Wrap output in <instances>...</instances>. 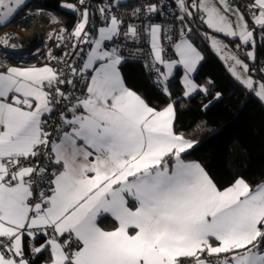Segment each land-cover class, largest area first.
<instances>
[{"label":"snow or ice","instance_id":"obj_1","mask_svg":"<svg viewBox=\"0 0 264 264\" xmlns=\"http://www.w3.org/2000/svg\"><path fill=\"white\" fill-rule=\"evenodd\" d=\"M172 3L175 32L171 22L155 21L163 8L150 0L126 14L113 10L120 0L62 3L77 16L71 32L47 34L62 55L49 49L42 66L0 63V264H30V254L45 251L47 264H264V182L241 176L219 187L187 159L199 141L176 127L179 101L208 94L194 78L204 60L197 35L264 101V79L255 80L237 54L251 45L244 54L255 62L264 0H251L246 12L230 0ZM26 4L0 0V27ZM42 14L29 11L21 23ZM193 20L209 31L194 33ZM142 36L145 67L166 98L159 107L129 88L122 72L128 43ZM219 36L238 39L236 51L224 54L230 46ZM16 38L0 35V49L22 48L11 43Z\"/></svg>","mask_w":264,"mask_h":264},{"label":"trees","instance_id":"obj_2","mask_svg":"<svg viewBox=\"0 0 264 264\" xmlns=\"http://www.w3.org/2000/svg\"><path fill=\"white\" fill-rule=\"evenodd\" d=\"M76 1L32 0L25 8L44 7L59 17L58 23L66 25L70 31L77 16L62 8L61 4ZM192 28L194 33L197 30L201 33L205 27L198 21V25ZM199 38L195 42L203 52L204 60L197 69L195 80L207 82L210 86L207 95L199 92L177 104V130L191 134L190 138L199 141L187 159L200 162L219 187H226L241 176L256 185L264 181V103L238 83L207 42H201ZM231 42L235 47L239 40L231 39ZM243 50L239 52L243 53ZM256 53L257 62H251V66L258 63L260 69L264 62L261 37L257 39ZM122 72L127 84L143 93L154 106L159 107L165 102L166 98L154 86L153 78L149 77L144 66L126 61ZM257 76L264 79V73ZM171 90L177 95L182 91L178 79ZM218 92L221 96L217 100L214 97ZM205 104L209 105L207 109L203 107ZM41 240L39 238L37 242L41 243ZM47 254L45 251L34 257L33 263H44Z\"/></svg>","mask_w":264,"mask_h":264},{"label":"built area","instance_id":"obj_3","mask_svg":"<svg viewBox=\"0 0 264 264\" xmlns=\"http://www.w3.org/2000/svg\"><path fill=\"white\" fill-rule=\"evenodd\" d=\"M90 2L92 5H95L100 3L101 0H90ZM103 2L106 4L107 0H103ZM150 2L156 3L158 6H161L163 8L162 14L157 15L155 17V21L162 23L163 25H165V27H167L169 22H171L173 25V32H175L178 21H176L174 16L170 15L176 10L175 5L172 3V0H150ZM250 2L251 0H230V3L239 7L241 12H246L244 5ZM143 3L144 0H120V6L118 8H114L113 10L116 11L118 14H126L132 12L137 7H143ZM37 9H43L44 14L30 17V22L21 23L22 17H24L27 12L31 11L35 13ZM48 13L53 14L51 11L45 9L44 7H27L24 8V10L20 11L19 14L13 20H11V22L7 26L0 27V35H3L4 33H18L19 38L13 39L11 43L23 46L19 50L0 49V63L11 65H13V63H17L22 66H39L49 62V49L52 50V54L55 56L62 55L65 49L57 48L55 46L56 41L48 40L47 34L49 32H53L54 30H58L61 27H67L64 24H50ZM191 24L192 27L195 26L193 22ZM71 31L72 30H70L69 32ZM259 38L260 37L257 36V39ZM137 48L143 49V51L137 52ZM5 52H7V55H5ZM125 55L128 57L127 61L131 62L132 64L134 63L137 65L144 66L149 76L153 77V74H151L149 70L145 67V64L148 62L150 57L148 54V44L145 42V38L143 36L141 37V41L138 44L131 42L128 43V47L125 49ZM52 63L55 65L54 61ZM252 69H255V71L252 73L260 75L261 72H259L260 69L258 63L252 64L251 70ZM30 257L34 258L35 255L30 254Z\"/></svg>","mask_w":264,"mask_h":264},{"label":"rangeland","instance_id":"obj_4","mask_svg":"<svg viewBox=\"0 0 264 264\" xmlns=\"http://www.w3.org/2000/svg\"><path fill=\"white\" fill-rule=\"evenodd\" d=\"M237 7V6H236ZM241 11V10H240ZM196 22V24H194V25H198V21H196V20H193V22ZM209 30L205 27V28H203L202 30H201V33H204V32H208ZM213 35H217V34H215V33H213ZM197 37H200L199 35H197L196 37H195V40L197 39ZM219 39L221 40V41H223V43L224 44H226V45H229L230 47L229 48H227V49H225V52H224V54H231L232 52H235L236 51V49H235V47L232 45V42H231V39L230 38H225V37H223V36H219ZM199 40L202 42L203 41V39L200 37L199 38ZM205 41V40H204ZM195 42V41H194ZM207 42V45L210 47V42L209 41H206ZM239 43H240V41H239ZM211 48V47H210ZM212 49V48H211ZM252 50V48H251V45H249L248 47H247V50H243L244 52L243 53H240V52H238L237 54L239 55V57H240V59H242V60H244V62L245 63H247L248 65H249V69H250V67H251V62H253L252 60H250L244 53H245V51H251ZM212 51H214L217 55H218V57L223 61V63L226 65V67H227V69L229 70V64L231 63L230 61H225L224 59H222L221 57H222V54H220V53H217L214 49H212ZM255 51H256V48H255ZM256 53V52H255ZM202 54H203V52H202ZM255 62H257V60L255 61ZM262 67V66H261ZM239 71H243L242 69H238ZM230 72V71H229ZM231 73V72H230ZM250 74L251 75H253V78L255 79V80H257V81H259V80H262V78L261 77H259V76H257V75H255L254 73H252L251 72V69H250ZM234 78V77H233ZM235 79V78H234ZM236 80V79H235ZM237 81V80H236ZM197 82V81H196ZM198 84H203V85H205L207 88H208V86H210L207 82H202V83H199V82H197ZM189 98V97H188ZM187 98V99H188Z\"/></svg>","mask_w":264,"mask_h":264},{"label":"crops","instance_id":"obj_5","mask_svg":"<svg viewBox=\"0 0 264 264\" xmlns=\"http://www.w3.org/2000/svg\"><path fill=\"white\" fill-rule=\"evenodd\" d=\"M30 1H32V0H27V3L28 2H30ZM17 16V15H16ZM15 16V17H16ZM13 20V19H12ZM57 24H59V23H57ZM256 46H257V44H256ZM245 50H247V49H245ZM256 52V51H255ZM257 53H255V60H257ZM13 66H22V65H19V64H17V63H13ZM39 66H42V65H39ZM199 67V66H198ZM262 67H264V62H262ZM196 74V73H195ZM195 74H194V78H195ZM125 83H126V85L129 87V88H131L132 90H134L131 86H129L128 84H127V82H126V80H125ZM208 90H209V86H208ZM134 91H137V90H134ZM140 95H142L145 99H146V97L143 95V93H141V92H139V91H137ZM200 91H197L196 93H194V94H192L191 96H194V95H196L197 93H199ZM251 92V91H250ZM203 93V92H202ZM253 93V92H252ZM190 96V97H191ZM189 97V98H190ZM147 101H149L148 99H146ZM263 103H264V101H262ZM150 104H152L151 102H149ZM153 105V104H152ZM154 106V105H153ZM190 160V159H189ZM194 161H196V160H194ZM198 162V161H197ZM200 163V162H199ZM203 166V165H202ZM206 170V169H205ZM262 182H264V181H262ZM261 183V182H260ZM110 223H111V220H110V218L109 219H106L105 221H104V224L105 225H110ZM41 243H42V240H41ZM39 244L40 243H38L37 242V246H39ZM36 256H38V255H35V257ZM47 256V258L46 259H44L42 262H44L45 264H47V261H48V258H49V253L46 255ZM33 257H30V264H33Z\"/></svg>","mask_w":264,"mask_h":264},{"label":"clouds","instance_id":"obj_6","mask_svg":"<svg viewBox=\"0 0 264 264\" xmlns=\"http://www.w3.org/2000/svg\"><path fill=\"white\" fill-rule=\"evenodd\" d=\"M148 74V73H147ZM149 75V74H148ZM150 77V76H149ZM153 78V77H152Z\"/></svg>","mask_w":264,"mask_h":264}]
</instances>
